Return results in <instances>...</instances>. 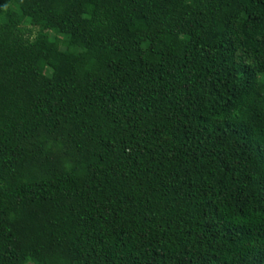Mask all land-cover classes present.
<instances>
[{
	"label": "trees",
	"instance_id": "16d2710c",
	"mask_svg": "<svg viewBox=\"0 0 264 264\" xmlns=\"http://www.w3.org/2000/svg\"><path fill=\"white\" fill-rule=\"evenodd\" d=\"M0 264H264V0H0Z\"/></svg>",
	"mask_w": 264,
	"mask_h": 264
},
{
	"label": "rangeland",
	"instance_id": "374dc122",
	"mask_svg": "<svg viewBox=\"0 0 264 264\" xmlns=\"http://www.w3.org/2000/svg\"><path fill=\"white\" fill-rule=\"evenodd\" d=\"M36 33V32H35Z\"/></svg>",
	"mask_w": 264,
	"mask_h": 264
}]
</instances>
